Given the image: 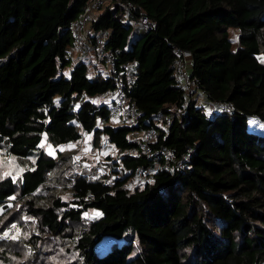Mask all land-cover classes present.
I'll use <instances>...</instances> for the list:
<instances>
[{"label": "trees", "instance_id": "obj_1", "mask_svg": "<svg viewBox=\"0 0 264 264\" xmlns=\"http://www.w3.org/2000/svg\"><path fill=\"white\" fill-rule=\"evenodd\" d=\"M88 1L0 0V148L32 159L0 178V207L24 205L32 247L38 235L74 251L39 264H264V133L252 127L264 120V0H107L88 35L105 36L118 63L134 60L125 92L140 115L122 124L98 98L114 85L102 62L66 56ZM229 27L239 44L226 50ZM175 48L190 51L202 101L177 86ZM148 126L156 144L188 159L130 186L135 167L154 160L127 153L138 144L127 134ZM85 133L113 144L117 158L107 156L102 175H63L64 154L41 142ZM90 208L100 215L86 219Z\"/></svg>", "mask_w": 264, "mask_h": 264}, {"label": "built area", "instance_id": "obj_2", "mask_svg": "<svg viewBox=\"0 0 264 264\" xmlns=\"http://www.w3.org/2000/svg\"><path fill=\"white\" fill-rule=\"evenodd\" d=\"M107 0H89L78 13L76 18L71 21L70 29L72 35V44L67 48L66 56L73 59L75 54L80 57L100 60L103 64L104 74L114 78V85L101 93L99 96L109 107L110 115L113 119H129L130 123H136L140 111L136 103L130 100L126 95V87L129 79L133 76L134 60L117 62V49H112L105 45V36H96L90 39L88 32L91 20L95 17V12L99 10ZM140 25L146 26L149 23L148 17L141 15L138 17ZM175 58L173 61V74L176 78V84L186 95H192L203 100L202 92L197 88L195 77L190 73V56L187 49L175 48ZM104 98V99H103ZM214 104H211L212 106ZM224 109H229L231 103L223 102ZM127 136L136 140L138 143L126 150L136 156L145 155L154 160L153 166L137 165L133 181L141 182L151 177L156 169L176 170L184 168L187 153L177 155L176 152L168 146L156 144L158 130L154 126L146 128H130ZM155 143V144H154Z\"/></svg>", "mask_w": 264, "mask_h": 264}, {"label": "rangeland", "instance_id": "obj_3", "mask_svg": "<svg viewBox=\"0 0 264 264\" xmlns=\"http://www.w3.org/2000/svg\"><path fill=\"white\" fill-rule=\"evenodd\" d=\"M135 29L141 32L143 27L138 26ZM225 36L224 48L226 50L234 49L238 46V29L229 27L225 32ZM100 99L102 100V98ZM206 104L208 103L206 102ZM127 122L130 123L131 121L123 118L118 120L119 124ZM252 127L256 131L264 133V120L256 119ZM41 144H43V147L48 153L53 152V155L57 154V149L59 151H61V148L64 149L61 152L65 156V163L69 164L63 167L61 171L63 175L74 170H83V172L90 176L102 175L108 171V166L105 163L106 159H109L107 156L110 155L112 158H117L119 154V151L114 145L110 144L104 137H101L100 141L93 144L89 133H85L78 141L58 145L57 147H54L46 141H42ZM69 145H75V147L70 148L68 147ZM31 161L32 159H23L8 155L4 152L3 148H0V178L6 174L17 175ZM129 185H136V181L129 180ZM60 193L63 198L68 196L66 192ZM23 210L24 205L14 200L8 202V207H0V264H39L42 260L50 258L57 260L67 253L72 254L74 252L71 247L67 248L69 243L66 241L59 240L55 243L50 237L41 238L38 235H36L37 240L34 243V247H32L31 237L34 236L32 232L35 221L30 217H26V215L20 216ZM96 213H99V211L90 208L85 210L83 215L86 219H90L97 216ZM13 224L16 225V228L12 227ZM5 232L8 233L7 237L4 236ZM17 235L18 239H11L12 236ZM106 237H103L98 245L99 247L103 244L102 241Z\"/></svg>", "mask_w": 264, "mask_h": 264}, {"label": "snow or ice", "instance_id": "obj_4", "mask_svg": "<svg viewBox=\"0 0 264 264\" xmlns=\"http://www.w3.org/2000/svg\"><path fill=\"white\" fill-rule=\"evenodd\" d=\"M93 103H96V101H93ZM77 107H79V106H77ZM89 139H90V137H89ZM41 147H43V144H41ZM49 147H51V146H49ZM68 147H70V148H71V147H75V145H69ZM63 150H64V149L61 148V151H63ZM49 155H53V152H49ZM11 199H15V197H12ZM9 206H10V205H9ZM86 215H87V214H86ZM96 215L99 216L100 213H96ZM12 227H13V228H16V225L13 224ZM4 236L7 237V236H8V233L5 232V233H4ZM11 239H13V240L18 239V235H17V236H12Z\"/></svg>", "mask_w": 264, "mask_h": 264}, {"label": "crops", "instance_id": "obj_5", "mask_svg": "<svg viewBox=\"0 0 264 264\" xmlns=\"http://www.w3.org/2000/svg\"><path fill=\"white\" fill-rule=\"evenodd\" d=\"M77 57H78V55L75 54V57H74L72 60H77ZM95 98H97V97H95ZM98 98H99V100H101V99H100V96H99ZM204 101L207 102L208 104H212L211 102H208V101H206V100H204ZM113 120L115 121V123L118 124V120H117V119H113ZM127 123H129V122H127Z\"/></svg>", "mask_w": 264, "mask_h": 264}]
</instances>
